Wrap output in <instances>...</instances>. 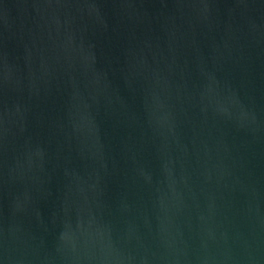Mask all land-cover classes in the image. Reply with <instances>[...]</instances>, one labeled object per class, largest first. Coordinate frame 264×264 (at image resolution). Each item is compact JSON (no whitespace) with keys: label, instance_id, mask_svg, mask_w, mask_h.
Segmentation results:
<instances>
[{"label":"water","instance_id":"obj_1","mask_svg":"<svg viewBox=\"0 0 264 264\" xmlns=\"http://www.w3.org/2000/svg\"><path fill=\"white\" fill-rule=\"evenodd\" d=\"M0 264H264V0H0Z\"/></svg>","mask_w":264,"mask_h":264}]
</instances>
